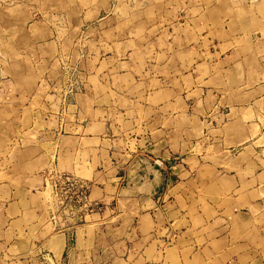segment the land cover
<instances>
[{
  "label": "rangeland",
  "instance_id": "rangeland-1",
  "mask_svg": "<svg viewBox=\"0 0 264 264\" xmlns=\"http://www.w3.org/2000/svg\"><path fill=\"white\" fill-rule=\"evenodd\" d=\"M183 55L187 56L186 64L181 60ZM201 59L208 65L196 68ZM262 63L264 0H0V159L13 154L12 174L5 178L1 172L0 186L5 181L20 184L19 155L26 158L43 152L44 147L49 153L54 148L26 144L31 134L22 120L31 114L20 113L27 110L22 109L25 105L41 106L44 95H56L58 102H48L60 106L61 111H48L47 115L60 116L61 122L77 95L82 106L92 105L98 114L108 105L110 119L122 126L123 138L110 145L117 152L119 165L115 176L110 163L109 197L97 201L114 210L110 219L117 217L109 225L114 229L120 224L118 229L109 228L103 242H93L92 261L132 264L133 252L145 244L141 228L146 231L148 222L142 215L149 211L133 210L132 201L142 204L154 191L169 187L170 192L165 199L162 194L158 205L167 206V210L175 205L177 214L186 219L218 195L223 201L225 195H240L234 190L233 194L219 193L215 169L231 172L248 166L242 157L248 153L241 148L249 143L238 146L245 140L240 136L244 131L258 133L257 139L261 136L254 145L264 153V133L259 135L260 127L264 131V116H259L260 125L253 113H230L234 104L225 98L219 102L211 89L230 90L237 83L233 78L240 65L247 68L249 85L258 88L264 83V74L257 72ZM186 68L188 74L184 73ZM259 88L264 91V86ZM203 90L211 91L205 97ZM242 100L244 105L246 97ZM41 124L30 128L33 134L44 131ZM48 171L89 179L62 172L52 156L42 171L41 200L49 211L47 225L52 235L63 234L72 245L78 227L87 220L64 231L56 228ZM263 187L259 186L258 200L264 202ZM175 217L169 216L172 220L166 224L156 219L150 234L154 240H163L157 245L154 264H162L159 262L165 256L170 258L164 264H186L185 253L169 252L178 243L181 230L188 227L175 224ZM210 260L203 255L191 264L226 261Z\"/></svg>",
  "mask_w": 264,
  "mask_h": 264
},
{
  "label": "crops",
  "instance_id": "crops-1",
  "mask_svg": "<svg viewBox=\"0 0 264 264\" xmlns=\"http://www.w3.org/2000/svg\"><path fill=\"white\" fill-rule=\"evenodd\" d=\"M181 57L186 64L187 56ZM196 62V68L208 65L203 59ZM196 68H193L194 71ZM227 68L225 71L228 70ZM246 69L244 65L237 66L233 78L237 83L230 87V90L227 89L226 93L222 90L211 89V95L217 97L219 102L225 98L226 101L233 103V110L229 108L230 113L231 111L241 114L253 113L256 123L261 125L258 121L260 115L264 116V108H261V103L264 104V91H261L259 86H264V83L258 88H252L247 80L249 77ZM257 69L258 75H263L264 63L260 64ZM184 73L188 74V68L184 70ZM211 90H203V93L206 92L203 96L207 97ZM77 96L75 101L66 108L67 116L64 122L60 121L63 120L60 116L47 115L48 111H56V113L58 110L61 111L60 106L49 105V99L58 102L56 95L53 94L44 95L45 102L43 100L44 103L41 106L39 103L37 106L30 103L34 108L32 109L28 103L22 108L27 110L20 111L21 114L28 111L31 114L22 120L24 129L28 130L27 134H31L27 137L26 144L54 146V148L51 149V153L48 147H44L43 152H37L26 158L19 155L20 184L19 181L17 185L5 181L3 187L0 186V264H93V242L98 244L103 242L109 228L112 230L119 228L120 222L115 224L114 229L111 224L109 225L117 217L115 215L110 219L114 210H111L109 206L87 217L86 225L78 227L76 237L71 241L72 245L63 234L52 235L47 225L49 211L41 200L43 195L41 188L44 183L42 171L48 166L51 156L56 159V165L62 172H71L76 176L92 180L91 198L96 201L108 198V191L112 189L109 188V181L112 180L110 163L114 164L115 176L118 175L117 152L111 149L110 145L123 138L122 126L118 127L116 124L118 121L114 122L110 119L108 105L102 107L99 110L101 114H98L97 109L92 105L82 106ZM33 97L31 96L27 101H32ZM245 97L244 105L240 104ZM10 111H13V108H10ZM119 112L117 110V113ZM242 120L243 118H240L239 123ZM41 121V128L44 131L33 134L30 128L37 127ZM9 123L12 127V122ZM113 125L116 126L115 130L112 128ZM116 128H120L121 131L118 133ZM252 129L254 126L249 130ZM260 129L262 132L263 128L260 127ZM261 132L259 135L264 133V131ZM253 134L252 131L242 132L240 136L245 140L238 144L241 146L249 143L241 148L248 153L247 156H242L248 164L247 167L246 165L243 166L244 168L239 166L231 172L215 169L218 180V183L215 180L217 184L215 187L219 193L233 194L234 190L240 195L233 197L225 195L224 201L218 195L212 203H205L201 211L197 209L196 215L188 214L189 217L186 216V219L180 217V212L176 210L175 205L171 210H167V206L158 205L162 194L165 199L170 192L169 187L154 191L153 197L149 196L142 204L132 201L133 210H149L142 215V219L148 222L146 231L141 228L142 234L146 235L145 244L139 248V251L133 252L132 257L135 260L132 258V264H154L156 262L155 258L158 257L156 248L163 239L154 240L150 233L154 230L157 218L162 219L163 224H166L167 220H172L169 218L171 215L176 216L175 224L184 223L183 225L188 226L177 236L178 243L169 249L170 253H185L186 264H191L195 257L200 259L203 255L212 258L211 263L218 262L222 258L226 260L224 264H264V202L258 200L259 186L264 184V153L255 150L254 144L261 136L257 139L255 137L258 133ZM251 150L252 153L249 152ZM12 160L11 152L0 159V162L4 164L0 173L2 172L5 178L10 173L12 174ZM226 212L230 215L224 216ZM137 224L140 225V219ZM4 232L6 235L3 236ZM163 232L166 233V229H163ZM190 235L191 238H187ZM173 241L177 242L176 239ZM165 257L159 263L164 264L165 260L170 258ZM204 263L206 262L203 261L201 264ZM180 264H182L181 261Z\"/></svg>",
  "mask_w": 264,
  "mask_h": 264
},
{
  "label": "built area",
  "instance_id": "built-area-1",
  "mask_svg": "<svg viewBox=\"0 0 264 264\" xmlns=\"http://www.w3.org/2000/svg\"><path fill=\"white\" fill-rule=\"evenodd\" d=\"M46 179L54 191L51 215L58 230L82 224L90 214L103 208L99 201L91 198L92 183L89 180L54 171H48Z\"/></svg>",
  "mask_w": 264,
  "mask_h": 264
},
{
  "label": "water",
  "instance_id": "water-1",
  "mask_svg": "<svg viewBox=\"0 0 264 264\" xmlns=\"http://www.w3.org/2000/svg\"><path fill=\"white\" fill-rule=\"evenodd\" d=\"M262 189H264V187Z\"/></svg>",
  "mask_w": 264,
  "mask_h": 264
}]
</instances>
